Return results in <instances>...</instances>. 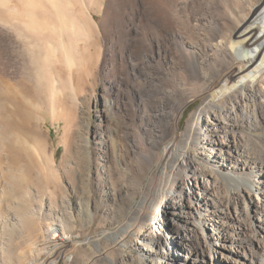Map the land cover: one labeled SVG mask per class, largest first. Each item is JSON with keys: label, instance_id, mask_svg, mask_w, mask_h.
Segmentation results:
<instances>
[{"label": "bare ground", "instance_id": "bare-ground-1", "mask_svg": "<svg viewBox=\"0 0 264 264\" xmlns=\"http://www.w3.org/2000/svg\"><path fill=\"white\" fill-rule=\"evenodd\" d=\"M85 1L92 19L93 14L104 15V26L108 25L111 10L119 4L118 0H103L105 6L95 0ZM127 6L129 10L122 16L124 46L116 50L113 64L120 86L134 90L130 76L138 75L141 79L143 141L138 143L135 135L127 140L133 153H138L142 145L145 160L151 157L149 146L151 150H161L162 155L156 183L130 214L133 223L120 227V234L113 229L106 236L114 237L116 245L121 246L127 236H134L137 228L151 222L153 226H148L141 240L135 242L137 246L141 244L142 250L137 256L130 255L134 264H173L171 255L177 253L185 259L194 256V264L202 262L200 256H211L209 263L212 254L223 258L215 260L220 264H264V145L260 144L264 143V0H131ZM49 9L56 12L58 30L54 22L50 24L51 18V22L42 19V13L49 16ZM61 9H64L62 0H0V15H7L8 25L20 24L29 34L35 32L40 37L52 29V34L66 29L67 17ZM39 10L43 12L38 14ZM74 18L72 25L78 20ZM1 22L5 20H0V26ZM4 26L7 29V24ZM22 26L18 28L25 35ZM19 31L16 26L15 32ZM27 38L20 39H24V45L29 42L33 47L34 42ZM59 39L63 48L66 41ZM47 40L41 43L39 51L40 55L44 52L40 58L46 65L48 58L55 55H50L53 48L51 40ZM32 47L28 49L33 51ZM56 47L59 51V46ZM28 52L33 60L34 53ZM39 56L35 54V58ZM38 64V69H44V63ZM117 82L114 81L113 89L120 88ZM198 99L201 103L185 118L188 125L184 131L180 130L187 109ZM250 138L255 140L253 145L248 141ZM193 149L199 152L202 161L192 158ZM184 174L190 184L182 177ZM225 182L232 186L223 193L220 188ZM109 193L118 201L117 189ZM166 206L171 210L168 238L158 227L164 221L159 218L160 208ZM154 208L157 213L152 215L150 211ZM50 212L53 214L52 209ZM63 222L57 216V222L49 224L31 247L39 255L48 246V260L32 258L29 264H58L53 258L73 248L72 230ZM146 247L149 251L144 252Z\"/></svg>", "mask_w": 264, "mask_h": 264}, {"label": "rangeland", "instance_id": "rangeland-1", "mask_svg": "<svg viewBox=\"0 0 264 264\" xmlns=\"http://www.w3.org/2000/svg\"><path fill=\"white\" fill-rule=\"evenodd\" d=\"M68 1L62 0L64 9L61 11L67 17L63 34L61 29L57 31L59 26L54 10L49 9V16L40 10L38 13H42V19L47 18L49 22L51 18V25L53 22L57 25L54 35L51 33L53 29L43 36L37 32L41 37L47 35L44 39H50L47 41L53 49L56 48L50 53L55 57L48 58V66L40 58L44 52L39 53L45 40L34 35L35 32L29 34L20 24H15L17 30L21 31L19 28L22 26L27 34L24 35L23 30L17 35L16 26L6 23L7 15H0V20H5L0 26V61L3 60L0 62V264H29L32 258L46 262L48 246L39 255L31 247L41 239L49 224L57 222V216L72 230L74 241L73 248L66 254L53 258L58 260V264H134L130 255L137 256L142 250L141 244L137 246L135 242L141 240L148 226H153L150 222L148 226L137 228V233L127 236L121 246L116 245L114 237L105 234L113 229L120 234V227L133 223L131 216L138 209V202L156 183L162 155L161 150H151L149 146L151 157L145 160L142 145L138 153H133L127 140L130 135H135L138 143L143 141V112L139 96L143 85L138 75L133 74L130 77L134 90L123 84L121 87L118 70L113 63L116 50L124 46L122 16L129 10L127 4H131V0H118L119 4L111 10L107 26L103 24V14H93L92 19L87 1L73 0L75 5L72 0V4ZM95 3L105 6L103 0H95ZM73 18L83 23L75 20L77 25H72ZM3 24L15 27L3 29ZM28 34V38L32 37L30 35L34 37L28 39L25 37ZM16 35L33 41L35 48L25 40L33 51L25 48L24 39ZM58 36L66 41L63 47L68 48L66 53L65 49L61 51L63 48ZM56 46H59V51ZM26 49L34 53V58L35 54L37 57L40 55L36 57L38 60H31L32 55L28 52L29 57ZM38 63H44V69H38ZM44 65L50 71L48 68L45 71ZM115 79L120 88L113 89ZM200 103L201 99H198L187 109L180 130L187 127L185 118ZM250 139L248 141L253 145L255 140ZM191 155L202 161L196 149ZM182 177L191 183L187 175ZM225 183L220 188L223 193L232 186ZM113 189L119 191L116 202L109 193ZM118 208L120 210L117 211ZM160 209L159 218L164 221H160L158 227L162 228L160 232L164 238H168L170 206ZM59 211L66 214L62 216ZM150 213L156 214L157 208ZM148 248L144 252L149 251ZM193 257L185 259L183 254L177 253L171 255V261L183 264L186 260L194 264ZM212 257L208 263L211 256H200V264H220L215 260L223 259L216 258L215 254Z\"/></svg>", "mask_w": 264, "mask_h": 264}]
</instances>
